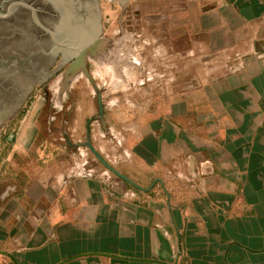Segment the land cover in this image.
Listing matches in <instances>:
<instances>
[{
    "label": "crops",
    "instance_id": "obj_1",
    "mask_svg": "<svg viewBox=\"0 0 264 264\" xmlns=\"http://www.w3.org/2000/svg\"><path fill=\"white\" fill-rule=\"evenodd\" d=\"M139 2L96 63L104 123L89 88L83 110L136 186L89 149L20 151L40 159L0 198V264H264V0Z\"/></svg>",
    "mask_w": 264,
    "mask_h": 264
},
{
    "label": "water",
    "instance_id": "obj_2",
    "mask_svg": "<svg viewBox=\"0 0 264 264\" xmlns=\"http://www.w3.org/2000/svg\"><path fill=\"white\" fill-rule=\"evenodd\" d=\"M100 26L98 0H0V125L35 86L71 57L61 74L60 95L70 97L73 84L85 77L97 96L98 117L93 121L104 123L102 90L88 64L115 59L118 41L99 37ZM85 146L106 169L136 186L95 149L91 123Z\"/></svg>",
    "mask_w": 264,
    "mask_h": 264
},
{
    "label": "rangeland",
    "instance_id": "obj_3",
    "mask_svg": "<svg viewBox=\"0 0 264 264\" xmlns=\"http://www.w3.org/2000/svg\"><path fill=\"white\" fill-rule=\"evenodd\" d=\"M139 1L143 0H98L102 37L116 40L129 33L132 38L134 23L144 22L142 15L133 12L134 5H138ZM139 16L142 21L139 20ZM71 58L52 72V76L49 75L35 86L22 104L18 105L0 125V198L7 191L21 188V185L25 184L21 179L29 164L40 159L35 155L28 159L21 154L22 150H46L49 152L47 155L54 153L53 156L58 155L56 153L59 151H65L66 154H61L62 158L70 155H88V147L85 146L88 110L83 111L88 108V88L96 101L97 96L92 84L85 77H81L73 84L70 97L67 94L60 95L61 74L73 60ZM130 60L133 61L132 50ZM96 63L94 60L89 62V71L94 74L95 83L102 90L101 82L105 81L107 76H113L112 72L109 73L112 67L107 68L106 64L103 67L99 65L101 72H97ZM127 73H132V69H128ZM77 125L80 128L78 131ZM23 136H28L30 142L22 143L20 138ZM101 169L115 180L123 182L106 168Z\"/></svg>",
    "mask_w": 264,
    "mask_h": 264
},
{
    "label": "flooded vegetation",
    "instance_id": "obj_4",
    "mask_svg": "<svg viewBox=\"0 0 264 264\" xmlns=\"http://www.w3.org/2000/svg\"><path fill=\"white\" fill-rule=\"evenodd\" d=\"M98 25H99V23L97 22L96 23V29H97V27H98ZM100 28H101V26H100ZM102 29V28H101ZM51 33V32H50ZM55 32H53V33H51V35H53ZM96 33V32H95ZM94 36V35H93ZM103 36V32H102V30H101V35L99 36V37H102ZM54 38V37H53ZM94 38V37H93ZM53 40V39H52ZM59 47H61V48H64V46L63 45H60ZM65 50V49H64ZM64 56H65V54H64ZM89 67V66H88Z\"/></svg>",
    "mask_w": 264,
    "mask_h": 264
}]
</instances>
